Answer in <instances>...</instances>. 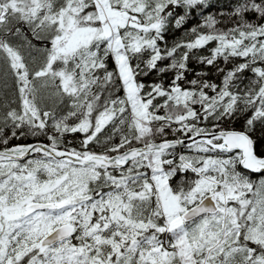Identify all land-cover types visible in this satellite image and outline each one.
Returning <instances> with one entry per match:
<instances>
[{
    "label": "snow or ice",
    "instance_id": "6c2138e0",
    "mask_svg": "<svg viewBox=\"0 0 264 264\" xmlns=\"http://www.w3.org/2000/svg\"><path fill=\"white\" fill-rule=\"evenodd\" d=\"M0 264H264V0H0Z\"/></svg>",
    "mask_w": 264,
    "mask_h": 264
},
{
    "label": "trees",
    "instance_id": "16d2710c",
    "mask_svg": "<svg viewBox=\"0 0 264 264\" xmlns=\"http://www.w3.org/2000/svg\"><path fill=\"white\" fill-rule=\"evenodd\" d=\"M208 12L215 14L217 12L216 8H210L208 9ZM201 17L199 15H195L193 16L189 22L181 29L179 30H175V29H170L166 39L168 41L169 46H171V44L175 41L180 40L182 37L185 36V30L187 28H190L194 25H196L199 21H200ZM221 27H223V25H221ZM214 44H210L208 47H206L205 49H203L202 51H199L197 53V55H208L209 54V48L214 47ZM229 67H231V64L228 65ZM189 67L192 69H195L197 71H199L201 68H203L205 71L209 72L210 75L207 77L208 79H212L215 80L217 82H219V77L215 74V69L211 68L210 66H206V65H199L197 64L194 60L189 64ZM189 78H191V75L189 76ZM151 79V78H149ZM241 123L242 122H236L234 125H232L233 127L239 129L241 127ZM257 136H259V133H257ZM73 137L69 136L68 139H72ZM43 139V138H41ZM28 143V142H35V138L33 137H27V138H21L20 141H13V143ZM262 145L258 144L257 145V150L258 152L261 150Z\"/></svg>",
    "mask_w": 264,
    "mask_h": 264
},
{
    "label": "water",
    "instance_id": "95a60500",
    "mask_svg": "<svg viewBox=\"0 0 264 264\" xmlns=\"http://www.w3.org/2000/svg\"><path fill=\"white\" fill-rule=\"evenodd\" d=\"M28 143H32V142H28Z\"/></svg>",
    "mask_w": 264,
    "mask_h": 264
}]
</instances>
